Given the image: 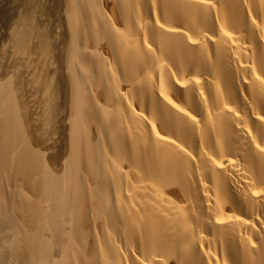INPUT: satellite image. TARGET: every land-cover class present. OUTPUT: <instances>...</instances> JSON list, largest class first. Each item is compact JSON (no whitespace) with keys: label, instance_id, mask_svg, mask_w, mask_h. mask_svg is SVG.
<instances>
[{"label":"bare ground","instance_id":"bare-ground-1","mask_svg":"<svg viewBox=\"0 0 264 264\" xmlns=\"http://www.w3.org/2000/svg\"><path fill=\"white\" fill-rule=\"evenodd\" d=\"M63 2L56 201L15 147L0 50V264H264V0Z\"/></svg>","mask_w":264,"mask_h":264},{"label":"water","instance_id":"water-1","mask_svg":"<svg viewBox=\"0 0 264 264\" xmlns=\"http://www.w3.org/2000/svg\"><path fill=\"white\" fill-rule=\"evenodd\" d=\"M0 22L16 66L10 101L14 144L40 193L56 201L71 167L64 2L0 0Z\"/></svg>","mask_w":264,"mask_h":264},{"label":"rangeland","instance_id":"rangeland-1","mask_svg":"<svg viewBox=\"0 0 264 264\" xmlns=\"http://www.w3.org/2000/svg\"><path fill=\"white\" fill-rule=\"evenodd\" d=\"M2 34H3V33H2V29H0V35H2ZM2 36H3V35H2ZM0 37H1V36H0ZM3 44H4V43H2V40H0V50L6 52L5 47H4ZM8 58H9V56H8ZM7 62H8V63L10 62V58L7 60ZM2 105H4V103H2ZM1 118H2V114H1ZM10 241L12 242V241H13V238L10 239Z\"/></svg>","mask_w":264,"mask_h":264}]
</instances>
